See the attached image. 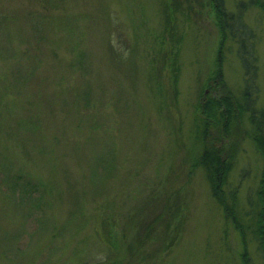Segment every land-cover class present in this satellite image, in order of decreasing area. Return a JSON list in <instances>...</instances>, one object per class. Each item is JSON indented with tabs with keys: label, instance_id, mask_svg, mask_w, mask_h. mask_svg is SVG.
Returning a JSON list of instances; mask_svg holds the SVG:
<instances>
[{
	"label": "rangeland",
	"instance_id": "1",
	"mask_svg": "<svg viewBox=\"0 0 264 264\" xmlns=\"http://www.w3.org/2000/svg\"><path fill=\"white\" fill-rule=\"evenodd\" d=\"M240 1L223 0L226 11ZM169 12L181 37L174 84L161 60L175 43ZM242 22L257 58L251 108L264 111V11L247 7ZM220 42L211 0H0V264H127L156 217L131 264H242L241 237L198 165L200 105L242 103L233 38L216 79ZM249 116L227 138L209 134L235 141L225 191L249 264H264Z\"/></svg>",
	"mask_w": 264,
	"mask_h": 264
},
{
	"label": "trees",
	"instance_id": "2",
	"mask_svg": "<svg viewBox=\"0 0 264 264\" xmlns=\"http://www.w3.org/2000/svg\"><path fill=\"white\" fill-rule=\"evenodd\" d=\"M167 3V2H166ZM211 5L217 18L218 28L221 35V42L217 54V73L216 79L222 84V71L220 67L222 46L224 41L230 37L237 43V55L240 59L244 70V89L242 91V103L236 102L233 97L226 94L224 97L214 99L213 97H206L205 101L200 105L201 121L199 128V140L202 143L201 153L198 158V165H200L208 179L212 196L220 204L224 218L233 228L239 233L242 241L243 251L240 255L242 264H249V257L246 249V231L241 223L236 211V193L229 195L225 191L227 177L232 169V162L235 157L236 144L235 141L229 139L228 143L223 142L217 136L209 134L210 125L219 126L222 129L224 138L229 137L232 130V122L234 129H238L240 115L246 110L250 112L249 120L252 126V140L260 153L263 160L262 170L256 191L255 211L252 210L251 220L253 219L254 234L258 240L259 248L264 255V111H255L251 108L254 102L252 96L255 92V76H256V56L254 50V34L242 22V15L247 7L257 6L264 11V2L260 0H243L237 4L236 12H228L224 7L223 0H211ZM173 16H168L167 33L173 36L174 46L162 52V65H171L170 71H173V84L177 80L178 66L176 59L178 50L175 49L181 42V37L172 34V27L170 26ZM83 67V63H78ZM172 99V98H171ZM223 139V136L221 135ZM235 140V138H234ZM99 162V161H98ZM109 162V160H108ZM108 164H111L110 162ZM28 191H25V194ZM31 202V201H30ZM159 217H156L152 222L145 226V232L142 238L138 240L135 251H130L129 255L134 258L137 254L143 253V247L152 236L154 226ZM131 258H128L127 264H131ZM107 264V263H97ZM111 264H121L112 261Z\"/></svg>",
	"mask_w": 264,
	"mask_h": 264
}]
</instances>
